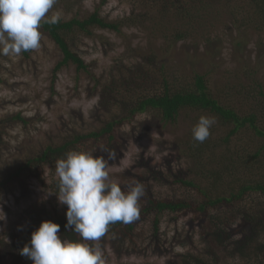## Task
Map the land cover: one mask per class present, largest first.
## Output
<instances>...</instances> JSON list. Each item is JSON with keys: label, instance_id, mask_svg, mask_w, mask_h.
Masks as SVG:
<instances>
[{"label": "rangeland", "instance_id": "374dc122", "mask_svg": "<svg viewBox=\"0 0 264 264\" xmlns=\"http://www.w3.org/2000/svg\"><path fill=\"white\" fill-rule=\"evenodd\" d=\"M135 6L134 0H57L47 15L58 11L61 19L68 20L83 18L97 9L101 16L116 20L128 15ZM136 10L138 12L140 8L137 6ZM208 30L207 35L175 43L170 51L162 55L166 75L184 83L190 81L193 74H202L212 95L220 102L244 112L255 108L259 119L264 121V98L257 93V83L262 85L264 92V31L238 30L224 14ZM39 31L41 46L30 50L28 56L0 55V181L48 143L58 144L69 135L89 133L102 127L104 121L117 113V109L101 105V86L96 85V79L104 81L111 75L117 76L115 69L137 62L139 50L145 49L150 39L158 47L163 45L161 39L154 40L144 28L137 26L123 27L119 34L99 28L92 29V36L71 32L66 35V40L87 64V71H78L70 63L54 73L53 68L62 54L41 28ZM16 115H20L25 122L16 119ZM151 118L149 114H139L132 122L124 121L114 126L111 146L108 134L81 146L82 151L104 156L105 159L108 150L116 152V158L109 161L107 171L109 182L118 184L123 191L134 186L138 180L147 178V167L166 169V162H169L170 173H177L187 166L183 160H177V151L172 149L171 141L182 138L189 127V119L181 115L173 123L162 124ZM215 125L212 136L220 137L228 132L229 127L218 122ZM255 146H258L257 138L247 129L230 138L229 149L238 154L253 150ZM238 154H235L236 157ZM248 165L244 169L252 167ZM254 168L260 167L255 165ZM246 170H242L240 175L248 176ZM261 170L264 171V168ZM53 171L55 168L49 166L38 167L34 176L24 179L26 199L21 198V187L17 182L0 192V204L6 215V221H0V235L8 226H20L23 210L39 201L44 200L48 207L66 212L67 206L60 205L56 195L43 189L42 183H49ZM167 178L168 181L164 180L166 183L160 185L151 180L140 183L155 198L201 200L196 190L172 183V175ZM141 203L142 200L139 201ZM244 205L252 212L262 211L264 218V195H250ZM213 215H218L222 221L238 220L237 215L223 205L220 210L209 209L201 214L185 211L172 222L167 216H161L159 241L155 242L158 248H150L151 215L137 228V252L117 258L107 238L99 241L105 262L167 264L178 252L190 250L219 264H251L252 260L248 263L229 248L216 247L209 240L204 241V229L211 226ZM85 243L92 245L95 242Z\"/></svg>", "mask_w": 264, "mask_h": 264}, {"label": "trees", "instance_id": "16d2710c", "mask_svg": "<svg viewBox=\"0 0 264 264\" xmlns=\"http://www.w3.org/2000/svg\"><path fill=\"white\" fill-rule=\"evenodd\" d=\"M134 1L136 6L130 13L116 20L101 16L95 9L83 18L61 19L54 25L41 23V30L57 45L62 54L53 68L54 73L70 63L74 64L78 71H87V64L71 49L66 40V35L71 32L92 36V29L99 28L119 34L123 27L137 26L144 28L154 40L161 39L163 45L158 47L150 39L147 47L139 50L137 62L126 68L115 69L117 76L111 75L104 81L102 78L96 79V85L101 86V105L117 109V113L104 121L102 127L89 133L69 135L58 144L48 143L38 154L28 158L24 164L0 181V192L17 182L21 187V198L26 199L27 189L23 181L28 176H34L36 168L49 166L54 169L56 160L64 158L66 153L73 150L82 151L81 146L87 141L96 142L105 134H108L111 146L113 127L124 121L132 122L136 115L149 114L152 116L151 119L162 124L173 123L183 115L184 119H189V127L182 138L171 141V146L177 151V160H183L187 164L186 168L180 169L177 173H170L169 162H166V166L168 165L166 169L147 167V178L137 182L151 180L155 185H160L168 181L167 176L172 175V183L196 190L201 200L155 198L145 189L146 195L141 198L139 219L129 224L122 222L111 224L101 239H108L117 258L129 256L137 252L139 224L153 215L148 246L158 248L155 242L159 241L157 237L162 222L161 216H167L172 222L182 212L193 211L201 214L209 209L220 210L223 205L231 209L238 220L222 221L218 215H213L210 219L211 226L204 229L207 236L203 238L204 241L209 240L216 247L229 248L248 263L252 260L251 264H264L262 211L252 212L244 205L250 195L259 193L264 195V171L261 170L264 168V121L259 119L255 108L244 112L220 102L212 95L202 74L195 73L190 81L184 83L172 79L166 75L165 61L162 59V55L170 51L175 43L190 37L207 35L210 31L208 29L220 21L222 14L226 15L238 30L253 29L263 32L264 0ZM137 6L140 8L138 12ZM29 52L22 54L26 57ZM257 88V93L264 98L260 83H257ZM238 90L242 92L240 87ZM201 116L215 117L219 125L229 127L228 132L224 136H212L216 130L214 124L210 129V136L203 143L193 140L191 130ZM15 118L25 122L20 115H16ZM242 129L253 132L258 146L238 154L229 149V143L230 138ZM235 154H238L237 157ZM247 164L252 167L246 170L244 166L247 167ZM255 165L260 168H254ZM242 170H246L248 176L240 175ZM54 173V171L50 173L48 184L42 183L43 189H47L53 195L58 194L57 177ZM45 220L60 225L58 236L62 241L81 240L71 229L65 228L67 223L65 213H61L57 207H48L42 200L23 210L20 226L15 228L8 226L1 233L0 264H32L30 259L19 254V250L29 243L31 233ZM167 264L219 263L209 260L199 252L186 250L178 252L174 259L167 261Z\"/></svg>", "mask_w": 264, "mask_h": 264}, {"label": "clouds", "instance_id": "9594fccd", "mask_svg": "<svg viewBox=\"0 0 264 264\" xmlns=\"http://www.w3.org/2000/svg\"><path fill=\"white\" fill-rule=\"evenodd\" d=\"M57 0H0V55L19 56L40 48L41 23L57 24L60 12L51 16ZM215 117L201 116L192 128L193 140L203 143L210 136ZM114 150L104 156L88 151H69L55 162L57 196L60 205H66V229H71L81 240L60 238V225L41 221L19 254L32 264H106L99 241L116 222L132 223L139 219V201L146 195L142 183L136 182L127 191L109 182L107 171ZM2 201V197H0ZM0 221H6L0 204ZM85 241L95 242L90 245Z\"/></svg>", "mask_w": 264, "mask_h": 264}]
</instances>
